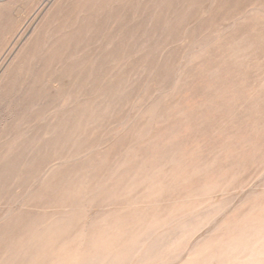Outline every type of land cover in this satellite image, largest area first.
<instances>
[{
	"label": "bare ground",
	"instance_id": "bare-ground-1",
	"mask_svg": "<svg viewBox=\"0 0 264 264\" xmlns=\"http://www.w3.org/2000/svg\"><path fill=\"white\" fill-rule=\"evenodd\" d=\"M199 2L87 0L74 27L13 57L0 75V264H264L262 237L224 236L219 207L164 196L206 167L162 142L192 80L220 88L222 105L252 79L242 42L224 26L217 45Z\"/></svg>",
	"mask_w": 264,
	"mask_h": 264
},
{
	"label": "rangeland",
	"instance_id": "rangeland-1",
	"mask_svg": "<svg viewBox=\"0 0 264 264\" xmlns=\"http://www.w3.org/2000/svg\"><path fill=\"white\" fill-rule=\"evenodd\" d=\"M55 1L0 0V8H4L0 14V75L21 48L32 47L44 32L50 36V42L74 27L77 14L82 13L81 5L87 0H61L53 7ZM250 1L200 0V4H195V13L205 12L203 26L209 27L217 45L225 34L224 26L237 43L242 42L248 61L240 70L242 74L249 71L252 79L242 78L246 85L243 82L237 86L241 94L228 86L227 99L222 105L223 92L207 79L189 83L190 88L183 93L181 102L185 105L184 118L179 116L178 123L165 125L167 133L162 136V142L181 141L184 152L206 163V167L194 179L188 180L189 175L182 189L167 186L164 196L169 195L179 209L196 210L215 205L229 222L218 223L224 226L221 232L224 236L243 240L249 233L250 239L261 236L264 241V0H257L255 10L250 9ZM177 35L173 37L177 39ZM170 51L173 55L168 63L174 65L181 58V45H170ZM190 56H183L182 62L186 64ZM198 59L202 58L194 60ZM174 99L168 100L180 107ZM162 118L157 120L163 123ZM159 126L163 127L161 123ZM114 128L121 127L112 120L104 126L108 133ZM212 224L208 223L207 228ZM209 230H200V238L211 236ZM190 238L184 240V245L194 244L198 239L196 236L190 241Z\"/></svg>",
	"mask_w": 264,
	"mask_h": 264
}]
</instances>
